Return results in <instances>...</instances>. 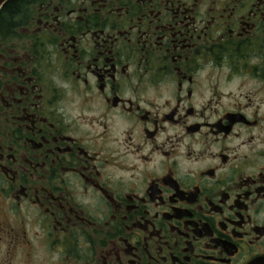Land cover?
I'll return each instance as SVG.
<instances>
[{"label": "flooded vegetation", "instance_id": "obj_1", "mask_svg": "<svg viewBox=\"0 0 264 264\" xmlns=\"http://www.w3.org/2000/svg\"><path fill=\"white\" fill-rule=\"evenodd\" d=\"M0 264H264V0L0 23Z\"/></svg>", "mask_w": 264, "mask_h": 264}, {"label": "trees", "instance_id": "obj_2", "mask_svg": "<svg viewBox=\"0 0 264 264\" xmlns=\"http://www.w3.org/2000/svg\"><path fill=\"white\" fill-rule=\"evenodd\" d=\"M29 0H9L0 14V23L7 25L9 30L15 29L18 16L27 8Z\"/></svg>", "mask_w": 264, "mask_h": 264}, {"label": "water", "instance_id": "obj_3", "mask_svg": "<svg viewBox=\"0 0 264 264\" xmlns=\"http://www.w3.org/2000/svg\"><path fill=\"white\" fill-rule=\"evenodd\" d=\"M9 0H0V11L2 10V8L5 6V4L8 2Z\"/></svg>", "mask_w": 264, "mask_h": 264}]
</instances>
